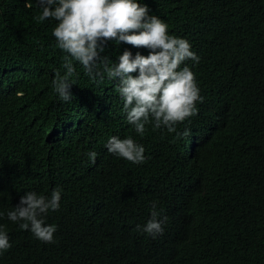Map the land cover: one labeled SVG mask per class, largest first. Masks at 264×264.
Wrapping results in <instances>:
<instances>
[{
  "label": "trees",
  "instance_id": "1",
  "mask_svg": "<svg viewBox=\"0 0 264 264\" xmlns=\"http://www.w3.org/2000/svg\"><path fill=\"white\" fill-rule=\"evenodd\" d=\"M144 2L200 56L192 70L203 100L176 126L195 140L191 165L181 156L187 136L151 124L133 133L106 74L97 83L73 62L74 96L57 100L55 22L34 19L35 0H0V211L25 191L62 189L45 218L54 243L0 217L12 245L0 264H264V0ZM125 47L147 54L111 42L104 54ZM111 132L145 139L152 158L108 153ZM153 203L167 217L155 239L137 228Z\"/></svg>",
  "mask_w": 264,
  "mask_h": 264
},
{
  "label": "clouds",
  "instance_id": "2",
  "mask_svg": "<svg viewBox=\"0 0 264 264\" xmlns=\"http://www.w3.org/2000/svg\"><path fill=\"white\" fill-rule=\"evenodd\" d=\"M32 2L26 0V6L31 7ZM35 3L40 11L34 19L55 22L52 36L64 53L63 74L54 69L51 80L57 100L69 102L74 96L71 78L75 73V62L97 83L105 74L115 81L122 105L120 111L134 134L142 137L147 132L146 125L151 124L155 129L175 132L177 136L189 135V129L178 132L176 126L195 116L197 102L203 100L192 70L200 56L186 38L171 34L168 24L153 14L144 0H35ZM109 42L116 46L144 48L147 54L133 53L125 47L115 59H110L104 54ZM189 60L191 67L185 63ZM105 138L103 146L113 156L133 164L152 158L145 139L113 132ZM181 145L182 159L191 165L194 138L191 136L189 141L187 136ZM87 156L89 164L94 165L98 153L88 151ZM61 195L62 189L58 186L52 187L47 195L25 191L6 213L0 211V217L6 215L9 221L45 244L54 243L56 226L45 223V218L49 211L60 208ZM166 220V216L158 218L153 203L149 219L137 228L155 239L163 233ZM11 246L7 228L0 224V254Z\"/></svg>",
  "mask_w": 264,
  "mask_h": 264
}]
</instances>
